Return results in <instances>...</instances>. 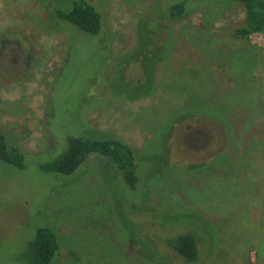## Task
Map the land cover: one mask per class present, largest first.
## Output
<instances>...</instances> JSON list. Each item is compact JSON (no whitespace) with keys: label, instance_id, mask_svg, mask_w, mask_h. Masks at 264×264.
<instances>
[{"label":"rangeland","instance_id":"374dc122","mask_svg":"<svg viewBox=\"0 0 264 264\" xmlns=\"http://www.w3.org/2000/svg\"><path fill=\"white\" fill-rule=\"evenodd\" d=\"M62 1L0 0V130L25 152L0 159V264H25L40 226L53 264H264V31L236 35L230 0H188L200 8L178 20L177 0H91L94 35L57 18ZM69 133L129 143L137 189L99 152L44 172ZM184 223L203 230L199 260L158 257L148 232Z\"/></svg>","mask_w":264,"mask_h":264},{"label":"trees","instance_id":"16d2710c","mask_svg":"<svg viewBox=\"0 0 264 264\" xmlns=\"http://www.w3.org/2000/svg\"><path fill=\"white\" fill-rule=\"evenodd\" d=\"M62 2L63 4L55 7V15L61 22L75 25L90 34L104 35L102 33L104 27L103 15L94 2H91V0H63ZM233 4L241 6L245 13L244 23L237 27L235 30L236 35L248 38L253 32L264 31V0H230V2L224 5ZM198 8L200 7H197V5H188V0H177L169 5L168 17L178 20L192 12H196ZM65 30L68 32L67 29ZM11 32L13 31L6 32V36ZM18 35L20 36L19 33ZM2 43L3 39L0 40V44ZM51 115H53V112H51ZM93 152H99L107 156L126 184L134 190L137 189L141 177L136 153L129 143L115 135H99L94 137L86 136L85 134L75 135L69 133L66 135L65 145L59 153L55 154V152V155L51 158L42 160L40 167L44 172L71 174ZM0 159L19 167H24L25 165V152L12 143L8 135L2 130H0ZM188 211H178L174 214L176 216L182 215V217L192 216L191 212L186 215ZM193 212L199 218L205 219H202L204 225L210 228V223L206 217L195 211ZM158 224L162 225L160 222ZM167 227L173 229L165 231L164 228L158 229L157 232L154 230L148 232L157 244L166 247L169 251L168 254L156 251L157 256L164 258L163 256L167 255L169 258H180L185 262H197L200 257L199 244L202 242H200L201 239H198L196 233H202L203 230L196 229V227L187 223ZM211 231L212 229L204 231L203 241H205L207 235H212ZM25 248V264H53L59 252L60 243L57 234L51 227L40 226L36 229L34 236L27 242Z\"/></svg>","mask_w":264,"mask_h":264},{"label":"flooded vegetation","instance_id":"af4514ba","mask_svg":"<svg viewBox=\"0 0 264 264\" xmlns=\"http://www.w3.org/2000/svg\"><path fill=\"white\" fill-rule=\"evenodd\" d=\"M9 42H12V41L9 40V39H7V38H5V39H3V43L1 44V46L3 47L4 44L9 43ZM13 58H14V59H12V60H13L15 63H18V58H19V54H18V52H13Z\"/></svg>","mask_w":264,"mask_h":264}]
</instances>
